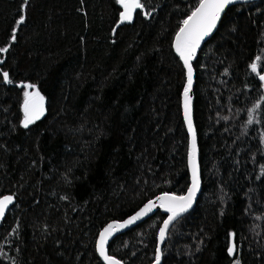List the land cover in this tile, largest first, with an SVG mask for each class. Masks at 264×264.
I'll return each mask as SVG.
<instances>
[{"label": "trees", "instance_id": "obj_1", "mask_svg": "<svg viewBox=\"0 0 264 264\" xmlns=\"http://www.w3.org/2000/svg\"><path fill=\"white\" fill-rule=\"evenodd\" d=\"M198 2L141 0L121 23L118 0H0V196H15L0 223V264H105L104 225L187 190V76L173 44ZM194 68L202 189L170 228L160 264H230L231 242L244 264H264V0L230 6ZM27 84L45 111L25 128ZM165 217L117 235L109 252L151 264Z\"/></svg>", "mask_w": 264, "mask_h": 264}, {"label": "snow or ice", "instance_id": "obj_2", "mask_svg": "<svg viewBox=\"0 0 264 264\" xmlns=\"http://www.w3.org/2000/svg\"><path fill=\"white\" fill-rule=\"evenodd\" d=\"M123 10L119 14L120 22H129L133 18V13L136 9H142L144 5L141 0H118ZM235 0H199L197 6L191 11V13L181 22V26L175 35L174 47L177 54L183 60L184 67L187 69V83L184 88V118L188 125L189 132L192 135V142L188 153L189 167L192 171V184L189 187L186 195L176 196L174 194L163 193L161 196L156 197V201H159V207L166 209L169 213L168 218L164 221L163 225L159 229V239L163 242L166 238L169 225L172 224L182 213L186 212L193 203L197 191L200 187L199 180V168L196 162V135L192 124L191 117V88L193 84V68L191 61L196 55L197 49L200 47L201 42L205 37L216 28L217 22L220 20L221 14L224 12L225 8L233 4ZM25 6L27 5V0H24ZM145 15H150V13H145ZM25 16L21 15L17 20V25L24 23ZM16 32L13 30L11 40L15 41ZM8 51L7 47H0V53H6ZM260 57H256V62H253L250 67L252 72H257L258 62ZM3 81L7 83H12L9 78L8 72L2 73ZM260 80L264 81V75H260ZM26 89H34V91L24 92V119L22 121L23 126L27 128L30 124L34 123L36 120L44 114V97L40 94L36 85L27 84L22 85ZM258 103L249 110L248 113V123H253L255 117L253 115L260 108ZM13 202L12 196H4L0 198V218L5 216L6 209ZM156 202L149 200L144 207L138 211L134 216L129 217L123 223L112 222L103 229L99 234V239L97 241V251L100 256L106 261V264H121V261L113 256L108 255L106 250V244L108 239L116 232L123 228L128 227L134 222L140 220L143 216L147 215L149 212L155 208ZM234 235V234H233ZM235 244L229 247L228 252L230 255L234 254ZM161 258L160 249L157 248L156 254V264H159ZM236 264H240L237 260Z\"/></svg>", "mask_w": 264, "mask_h": 264}, {"label": "water", "instance_id": "obj_3", "mask_svg": "<svg viewBox=\"0 0 264 264\" xmlns=\"http://www.w3.org/2000/svg\"><path fill=\"white\" fill-rule=\"evenodd\" d=\"M250 1H255V0H235V2H234L233 4L240 3V2H250ZM233 4H230V5H228V6L225 8L224 12L221 14L220 20H221L222 16L224 15V13L227 11V9H228L230 6H232ZM122 10H123V8H122ZM137 10H139V9H136V10L134 11V13H133V18H134L135 13L137 12ZM133 18H132V19H133ZM220 20L217 22V26H216V28L213 29V31L209 34V36L205 37V39L201 42L200 47H199V48L197 49V51H196V55L194 56V58H193L192 61H191L192 68H193V84H192V88H191V92H190V96H191V117H192L193 128H194V130H195V135H196V162H197V164H198V168H199L200 187H199V190L197 191L196 196H195V198H194V200H193L192 206H191L186 212L182 213V214H181L176 220H174V221L172 222V224L169 225L168 232H169L170 228L172 227V225L175 223V221H177L180 217H182L183 215H185L186 213H188L190 210H192V209L194 208V206H195L196 203H197L198 197H199V195H200V193H201V189H202L201 165H200V148H199L198 134H197L196 124H195V110H194V109H195V106H194V103H195V96H194V85H195V68H194V61H195V59H196V57H197V55H198V52H199L200 49L202 48V46H203V45H204V44H205V43H206V42H207V41L213 36V34L216 32ZM174 42H175V38H174ZM173 45H174V44H173ZM174 50H175V47H174ZM175 52H176V50H175ZM176 54H177V52H176ZM177 55H178V54H177ZM178 56H179V55H178ZM179 57H180V56H179ZM180 59H181V58H180ZM181 60H182V59H181ZM182 62H183V60H182ZM183 64H184V63H183ZM185 69H186V68H185ZM186 76H187V69H186ZM186 83H187V80H186ZM41 95H42V94H41ZM44 108H45V99H44ZM182 112H183V116H184V92H183V94H182ZM184 121H185V118H184ZM185 125H186V129H187V131H188V134H189V149H190L191 142H192V135H191V133L189 132L188 125H187L186 121H185ZM188 153H189V150H188ZM187 160H188V159H187ZM188 169H189V173H190V184H189L187 190H186L184 193H182V194H176V193H172V192H162V193L156 195L155 197L149 199V200L155 201L157 206H156L155 208H153V210H152L151 212H149L147 215L143 216L140 220H138V221L134 222L133 224L129 225L128 227L123 228V229H121L120 231L114 233V234L108 239V243L106 244V250H107L108 255L115 257L116 259H118L119 261H121V264H124V262H123L122 260H120L119 258H117L116 256L112 255V254L109 252V250H108V245L110 244V242H111V241H112L117 235H119V234H121V233H123V232H125V231H127V230H129V229H131V228H133V227H135V226H137L138 224H140V223H142V222H144L145 220H147L148 218H150L151 216H153V215H154L155 213H157L158 211H161L162 213L166 214V217H165V219L163 220V222L161 223L160 227L163 225L164 221L168 218L169 213L166 211V209L159 207V201H156V197L161 196L163 193L174 194V195H176V196L186 195L187 192H188L189 187H191V184H192V171H191V168L189 167V161H188ZM9 195L13 197V202H12V204H10L9 207L6 209L5 216H4L3 218H0V223L4 221V219L6 218L7 214L9 213V211L11 210V208H12V206L14 205V202H15V196H14L12 193H6V194H3V195L0 196V198H2V197H4V196H9ZM149 200H147L144 204H142L139 208H137L132 214L126 216L125 218H123V219H121V220L114 219V220L109 221L106 225H104V226L102 227V229L100 230V232L103 231V229H104L105 227H107V225L110 224V223H112V222H120V223H123V222L126 221L129 217L134 216L138 211H140V210L144 207L145 204L148 203ZM159 229H160V228H159ZM100 232H99V234H100ZM168 232H167V235H168ZM99 234H98V237H97V241H98V239H99ZM167 235H166L165 240H164L163 242H161L160 239H159V231H158V243H157V248L160 249V253H161V258H160V262H159V264H160L161 261H162V257H163V246H164V243H165V241H166V239H167ZM233 244H234V243L231 242V244H230L229 247H232ZM97 252H98V251H97ZM156 254H157V249H156ZM98 255H99L100 259L106 264V261L100 256L99 252H98ZM151 264H156V259H155Z\"/></svg>", "mask_w": 264, "mask_h": 264}, {"label": "rangeland", "instance_id": "obj_4", "mask_svg": "<svg viewBox=\"0 0 264 264\" xmlns=\"http://www.w3.org/2000/svg\"><path fill=\"white\" fill-rule=\"evenodd\" d=\"M26 91H34V89H26ZM235 253H236V249L234 251V254H232L233 258H232V262L230 264H236L237 260L240 262V264H244V262L242 261L241 255L240 254L235 255Z\"/></svg>", "mask_w": 264, "mask_h": 264}]
</instances>
